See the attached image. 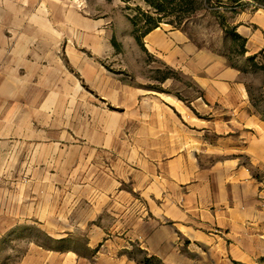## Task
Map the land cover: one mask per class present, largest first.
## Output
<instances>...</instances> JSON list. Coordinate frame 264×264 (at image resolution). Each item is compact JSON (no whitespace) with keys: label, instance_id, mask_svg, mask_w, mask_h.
Listing matches in <instances>:
<instances>
[{"label":"rangeland","instance_id":"374dc122","mask_svg":"<svg viewBox=\"0 0 264 264\" xmlns=\"http://www.w3.org/2000/svg\"><path fill=\"white\" fill-rule=\"evenodd\" d=\"M50 2V14L37 17L22 13V0H0V264H60L58 252L90 258L102 247L88 246L93 235L102 236L92 232L97 223L105 228L103 240L122 239L120 255L138 264L147 258L149 264H264L259 240L240 247L131 242L126 199L111 195V214L107 209V192L132 189L125 178L142 171L135 162L143 153L135 146L144 142L137 105L160 94L192 108L191 79L146 47L148 33L144 47L138 43L148 27L158 22L165 39L183 27L200 45L227 51L264 107V70L240 54L214 13L221 10L232 25L222 5L229 0ZM33 5L26 9L37 13ZM49 136L70 148L46 145ZM61 214L68 216L65 229H50L61 227ZM142 214L153 217L150 210ZM164 224L165 238L172 236L173 221Z\"/></svg>","mask_w":264,"mask_h":264},{"label":"crops","instance_id":"0c3cea01","mask_svg":"<svg viewBox=\"0 0 264 264\" xmlns=\"http://www.w3.org/2000/svg\"><path fill=\"white\" fill-rule=\"evenodd\" d=\"M50 1L22 0L20 7H25V16H47ZM29 5L39 8L37 13L26 9ZM231 17L236 31L247 39L246 58L256 55L258 64H264V6L251 1ZM160 31L158 27L146 35V47L164 55L191 79L192 108L180 100L176 106L160 94L137 105L144 142L135 146L143 152L135 162L142 171L125 178L132 189L113 187L107 192L108 212L111 195L125 198L126 215L133 218L128 229L134 237L131 242L146 247L175 246L186 240L225 247L264 241V107L256 104L242 69L229 63L227 51L200 45L183 27L171 32L170 39ZM49 137L42 139L51 141L46 145L70 148L62 139ZM72 144L78 151L84 148ZM101 147L110 150L111 144ZM124 159L129 160L127 155ZM114 203L115 207L118 203ZM136 209L141 216L150 210L153 217H140ZM65 219L68 216L61 214V227L49 228L64 230ZM165 220H172L174 226L167 238ZM92 229L102 236L93 235L88 246L102 247L90 258L58 252L60 264H138L120 255L125 247L122 239L103 240L105 228L98 223Z\"/></svg>","mask_w":264,"mask_h":264},{"label":"trees","instance_id":"16d2710c","mask_svg":"<svg viewBox=\"0 0 264 264\" xmlns=\"http://www.w3.org/2000/svg\"><path fill=\"white\" fill-rule=\"evenodd\" d=\"M251 1H253L259 5L264 6V0H229V3H223L222 2V5H223L224 10L230 11L232 14H235L238 11L244 9L249 3H251ZM214 13L220 19L222 26L226 27L228 29V32L233 36L234 44L239 45L240 54L245 55L247 39L244 38L242 35H240L236 31V27L234 25H231L230 21L228 20V18L226 17V14L224 12H222L221 10H217V11H214ZM146 16H147V22L148 23L153 20L151 16H149V15H146ZM158 24H159L158 22L153 24L152 26L148 27L147 30L144 31L141 35L136 36L138 43L142 47H144L143 37L147 33H149L150 31H152L153 29L157 28L159 26ZM248 59L251 62H253L257 68L264 70V64H262V65L258 64V62L256 61V55L249 56ZM153 258H155V257H153ZM151 259L152 258H147L148 263H146V264H149Z\"/></svg>","mask_w":264,"mask_h":264}]
</instances>
